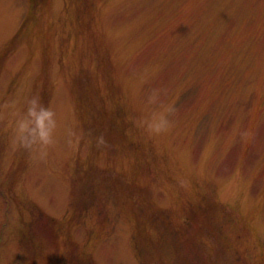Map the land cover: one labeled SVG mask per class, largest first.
I'll use <instances>...</instances> for the list:
<instances>
[{"label": "rangeland", "instance_id": "obj_1", "mask_svg": "<svg viewBox=\"0 0 264 264\" xmlns=\"http://www.w3.org/2000/svg\"><path fill=\"white\" fill-rule=\"evenodd\" d=\"M32 1L0 0V106L16 100L22 107L26 97L47 96L44 105L58 121L57 143L44 158L14 150L11 122L0 120V264H264V0L78 3L80 9L101 8L102 20L110 21L107 31L119 35L114 63L103 61L127 91L121 96L122 102L126 96V114L119 120L126 124L128 141L119 123L94 115L93 102L108 89L104 76L93 80L96 67L90 57L97 56L101 31L94 40L76 42L85 44L80 48L88 57L86 69L62 21L49 17L56 33L47 35L42 52L39 48L28 63L21 46L26 42L15 38ZM69 1L36 0L35 9L59 13ZM42 70L44 80L38 77ZM96 71L101 75L102 67ZM152 88L163 90L160 99L176 109L170 117L173 127L160 136L138 127L149 114L145 98ZM71 92L87 110L81 122L74 116ZM86 121L106 147L97 148L96 140L95 149L90 148L92 129ZM69 129L82 133L71 147ZM140 141L145 146L137 145ZM123 148L128 155L121 157ZM131 159L143 164L126 196L135 197L138 188L140 205L132 201L134 207L120 208L126 196L118 183L122 177L132 180ZM206 172L210 180L203 183ZM200 191L218 200L225 223L221 245L201 248L205 263L188 251L186 262L179 256L171 261L167 251L154 249L148 240L133 243L138 214L154 219L159 214L149 211L159 207L193 214L196 208L186 197ZM140 207L147 212L140 213ZM202 223L201 229L202 224L196 230L188 226L193 231L185 236L199 234L208 241Z\"/></svg>", "mask_w": 264, "mask_h": 264}, {"label": "trees", "instance_id": "obj_2", "mask_svg": "<svg viewBox=\"0 0 264 264\" xmlns=\"http://www.w3.org/2000/svg\"><path fill=\"white\" fill-rule=\"evenodd\" d=\"M35 2L36 0H33L32 3L29 5L31 7L28 10V12L25 14L24 20L19 26L20 29L18 30L17 36L15 38V42L19 43V40L22 39L26 42V45H24V43L21 44V46L23 47L25 46L26 61L29 63L33 57L37 56L39 53L42 52L43 50L42 42L47 37V35L50 34L52 35V37L55 35L56 30L53 29L51 26H49L51 22L48 21L49 17L52 18V16H54L56 21L60 19L62 21V27H61L62 30L64 32H67L65 34V37L70 39V37L72 36L74 38L73 41H75V43L80 40H86L89 37L90 39L94 40L96 34L101 31V38L99 40L100 44L97 45L99 50L95 51L97 56L95 57L94 55L91 54L90 57L92 58V65L96 67V70L102 67L101 75L97 74V71L92 69V71L94 72L93 80L97 82L95 75L97 77L104 76V79L107 83L108 91L105 90L106 94L100 92V95L98 96L96 103L93 102L96 109L94 115L96 116V114L98 113V115L102 117V120L103 119L113 120V122L116 125H118L119 123L120 126L118 131L122 133L123 137L128 141L129 139L126 138L128 136L126 124L119 120V117L124 119V116L126 114L124 112V107H123V103L126 102V101L124 102L126 96L123 97V102L121 96L124 95V93H126L127 91L126 88H123L124 86L121 85V79L116 82V78L111 76L112 69H107L109 64L106 63V61L105 63L103 61V59L106 58L108 62L112 61L114 63V56L117 55V51H118L114 47L117 41L114 38H118L119 35L117 36L115 34H110L107 31V28L105 27V22L108 23L110 21L102 20L104 14L101 12V8L95 9V8L87 7L85 5L83 9H80L78 3L82 4L83 2L81 0H70L69 1L70 4L66 6L65 11H60L59 13L47 12L44 10L37 11L35 9V4H36ZM95 2L97 3V0H95ZM44 20L46 21V24L43 23ZM48 26L49 28H47ZM107 27L112 28L114 26L111 25ZM127 30H128V26H126V30L124 32H126ZM119 33L120 34L122 33L121 27ZM76 46L77 49H79L80 47H84L85 44L76 43ZM39 48L40 51L39 53L36 54ZM31 54L33 55L32 57H30ZM77 59L80 60L81 67H85L87 69L88 57L86 56L85 52L82 51V49L81 52H77ZM80 72L83 71L80 70ZM77 75L80 76L81 78L83 77L81 74H77ZM38 77L44 80L46 77L45 71L42 70L41 73L38 75ZM50 84L51 87L53 88L54 83L51 82ZM73 92H75V89L73 90ZM73 92H71V94H73L72 97L70 96V99H72L71 102L72 109H74V116L77 117V120L81 122V118L82 119L84 118L83 114L85 111L87 113V110L81 103L79 104V101L75 96V93ZM46 93L50 94L51 91L49 90ZM73 97L76 98L75 102ZM45 99H47V96H43L42 98H40L42 104L45 103L46 101ZM119 114H123V117L119 116ZM88 116L90 117V114H88ZM129 117L130 118L128 119L127 123H129V121L131 122L132 120V115ZM102 122L104 124V121ZM86 125H87V121H86ZM91 125H92L91 128L90 126L87 125L90 129H92V131H88L87 135L88 134L92 135L91 141L93 145L90 143V148H93L94 150L95 149L94 143L96 142L97 139L93 137L94 134L92 132L94 131V125L93 123H91ZM109 141L112 142L111 140ZM122 141L124 142V140ZM107 144L108 143L105 142L104 144L105 147L107 146ZM137 145L145 146L142 141H140V143H138ZM125 148L122 149L121 157L127 151L125 150ZM103 150L106 151V149L104 148ZM93 153L94 151L90 153L88 159L91 157ZM130 164L132 166V171H133L132 176L130 177V179L132 180L126 181V179H128L129 177L127 178L122 177L118 183V185L119 184L121 185V189L125 188V191L123 192L125 196L127 195V188L130 190L134 189L136 181H138V179L140 178L139 175L137 174V172L139 171V166L143 163L141 159H135L134 161H132L131 159ZM203 178H204L203 183L208 182L210 180L208 179L209 175L207 172L204 174ZM135 192H136L135 197H130L131 201L129 200V197L127 198V196L120 198L118 202V206L120 208L124 207L125 205L131 207L139 206L140 204H138V202L140 198H138L137 196L141 197V191L138 188H136ZM213 196L214 195H212L211 193H207L205 191H200L196 193L192 192V194L191 193L188 194L186 197L187 201L192 203L193 206L196 208L193 214L192 213L183 214V212H180L178 214L177 212L178 209L172 210L171 208L169 209L171 213H167L162 211L164 210V208L162 209V207H159L158 211L150 209L149 212H154L153 214H159V217L154 219L149 220L138 214L134 218V224H135L134 230L131 231L133 243L138 246L139 242L145 244L147 243L146 240H148L149 245L151 244L154 247V249H156L157 246H159L161 247V249L167 251L166 259L171 261H175L179 256L181 260H184L186 262L185 260L186 258L184 257H186V251H188V253H190L192 257L205 263L206 258L202 255L200 251L201 248L214 249L219 247L221 245L220 241L222 242L221 237L223 235V233H221L222 231L221 228H223V226L225 227V223L222 218L223 214H221L222 210L220 208V204L217 199L211 198ZM183 200L184 199L181 200V203L183 204L184 207L185 201ZM131 202L133 203L134 206L131 205ZM186 209L188 210L189 207ZM139 211L140 213L147 212L146 209L143 207H140ZM173 212L175 213L173 214ZM202 220H205V225H206V227L203 228L202 231L206 230V228H208L209 230L206 235L208 241L203 240V238L199 236V234H197L196 237L185 236L186 233L184 232L190 229L188 226L194 225V229L191 228L189 230L191 231L192 229L196 230L195 226L197 224H202L199 226L201 229V227L203 226ZM151 222L152 225L149 224ZM212 227L213 230L210 231L209 228ZM142 239L145 240L143 241ZM201 244L203 246H201Z\"/></svg>", "mask_w": 264, "mask_h": 264}, {"label": "clouds", "instance_id": "obj_3", "mask_svg": "<svg viewBox=\"0 0 264 264\" xmlns=\"http://www.w3.org/2000/svg\"><path fill=\"white\" fill-rule=\"evenodd\" d=\"M163 90L149 89L146 93L145 104L150 109L149 114L139 121L149 136H160L168 133L173 127L170 119L176 109L172 104L164 103L160 97ZM18 101L5 102L0 111V120L11 122V144L13 149H24L36 152L41 158L48 154V150L57 143L58 121L56 112L41 103L38 96L26 97L23 106L18 107ZM69 147L78 142L82 133L69 129L66 132ZM105 144L103 136L97 138V148Z\"/></svg>", "mask_w": 264, "mask_h": 264}]
</instances>
